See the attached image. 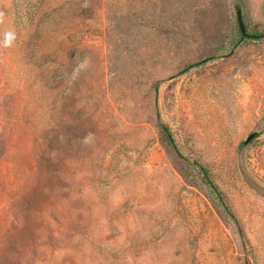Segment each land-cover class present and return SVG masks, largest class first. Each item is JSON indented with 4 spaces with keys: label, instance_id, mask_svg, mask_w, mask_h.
I'll return each instance as SVG.
<instances>
[{
    "label": "rangeland",
    "instance_id": "1",
    "mask_svg": "<svg viewBox=\"0 0 264 264\" xmlns=\"http://www.w3.org/2000/svg\"><path fill=\"white\" fill-rule=\"evenodd\" d=\"M0 12V264H264V0Z\"/></svg>",
    "mask_w": 264,
    "mask_h": 264
},
{
    "label": "clouds",
    "instance_id": "2",
    "mask_svg": "<svg viewBox=\"0 0 264 264\" xmlns=\"http://www.w3.org/2000/svg\"><path fill=\"white\" fill-rule=\"evenodd\" d=\"M5 22V14L0 12V24H4ZM16 40V33L14 30H6L3 32V40L0 41V48H11ZM90 140V136L85 138V143H88Z\"/></svg>",
    "mask_w": 264,
    "mask_h": 264
},
{
    "label": "water",
    "instance_id": "3",
    "mask_svg": "<svg viewBox=\"0 0 264 264\" xmlns=\"http://www.w3.org/2000/svg\"><path fill=\"white\" fill-rule=\"evenodd\" d=\"M238 22H239V25H240V29H241V32L243 34L244 37H246L248 34H247V30H246V27L244 25V22H243V19L241 17L238 18ZM260 135V131H256L254 133H252L251 135H249V137L244 141V146H247L249 143H251L255 138H257L258 136Z\"/></svg>",
    "mask_w": 264,
    "mask_h": 264
},
{
    "label": "trees",
    "instance_id": "4",
    "mask_svg": "<svg viewBox=\"0 0 264 264\" xmlns=\"http://www.w3.org/2000/svg\"><path fill=\"white\" fill-rule=\"evenodd\" d=\"M242 36V34H241ZM171 143H173L172 139H170ZM207 182V185L209 186V188L211 189L212 193L216 194V196L221 200V195L219 194L217 188L213 185V183L211 182Z\"/></svg>",
    "mask_w": 264,
    "mask_h": 264
}]
</instances>
